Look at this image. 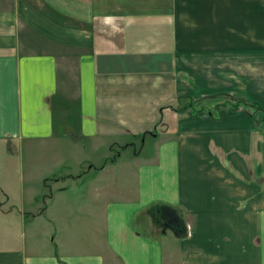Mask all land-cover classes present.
<instances>
[{
	"label": "crops",
	"instance_id": "0c3cea01",
	"mask_svg": "<svg viewBox=\"0 0 264 264\" xmlns=\"http://www.w3.org/2000/svg\"><path fill=\"white\" fill-rule=\"evenodd\" d=\"M0 142V264H264V0H0Z\"/></svg>",
	"mask_w": 264,
	"mask_h": 264
},
{
	"label": "rangeland",
	"instance_id": "374dc122",
	"mask_svg": "<svg viewBox=\"0 0 264 264\" xmlns=\"http://www.w3.org/2000/svg\"><path fill=\"white\" fill-rule=\"evenodd\" d=\"M188 1V0H185ZM260 2L261 0H257ZM197 15L196 13H182L181 16V26L184 32L193 34L194 32L197 31ZM224 33V31H223ZM234 90V89H233ZM230 92V91H227ZM225 93L222 94V98H227L229 96L233 97L234 101V94L231 93ZM225 95H227L225 97ZM238 105L240 106V102H238ZM63 145L59 149V151L63 155L62 159V165L58 167L59 171L61 173H65V171L71 167L72 171L78 172V174L81 175V179L78 182V186L76 187V190L78 192H84L85 193V185H81L82 182H85L88 180V177L90 176L91 173L87 174L86 171L92 163H103L105 158H103L102 153H106L105 151L100 152L99 154L98 151H94L90 146L86 148L85 141H73L72 139H67L64 141ZM142 142H138V145H140ZM147 149V148H146ZM150 149V148H149ZM102 150V149H101ZM12 149H10L5 143L0 142V184L5 185L7 182H11L13 184L19 183L20 177L22 174V168H21V159L19 154H11ZM25 159V157H23ZM82 162V164H80ZM82 166V167H81ZM90 172V171H89ZM96 173V172H95ZM117 178V175H116ZM67 183L70 185L72 183V179H67ZM0 199L3 200L5 199L3 191L0 189ZM178 213H173L169 214V212H165L164 209H155L152 208L150 210L151 213H149L151 220L153 223L156 225V228L159 232H166L169 233L170 235H175L177 236L174 231L168 227L170 225L169 222L173 221L174 223H178L180 225L179 219L181 216V212L175 208ZM174 214V216H173ZM178 214V216H177ZM178 218V219H177ZM180 239V236H177V239Z\"/></svg>",
	"mask_w": 264,
	"mask_h": 264
},
{
	"label": "trees",
	"instance_id": "16d2710c",
	"mask_svg": "<svg viewBox=\"0 0 264 264\" xmlns=\"http://www.w3.org/2000/svg\"><path fill=\"white\" fill-rule=\"evenodd\" d=\"M154 208L155 209L162 208V209H164L165 212H169L170 211L169 214H172L171 211L173 213H178V211L172 206H167V205L159 206L158 205V206H155ZM173 216H174V214H173ZM177 216H178V214H177ZM179 217H180V219H179L180 225L178 223H174V219L175 218H173V221L169 222L170 225L168 227H170L177 236L183 237V236H185L187 234V226H186L182 216H179Z\"/></svg>",
	"mask_w": 264,
	"mask_h": 264
}]
</instances>
